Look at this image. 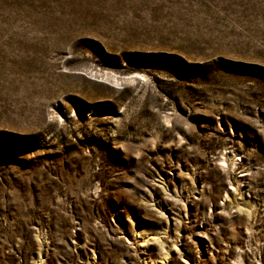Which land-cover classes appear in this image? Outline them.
<instances>
[{"label":"rangeland","instance_id":"1","mask_svg":"<svg viewBox=\"0 0 264 264\" xmlns=\"http://www.w3.org/2000/svg\"><path fill=\"white\" fill-rule=\"evenodd\" d=\"M0 264H264V0H0Z\"/></svg>","mask_w":264,"mask_h":264}]
</instances>
